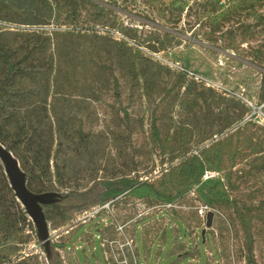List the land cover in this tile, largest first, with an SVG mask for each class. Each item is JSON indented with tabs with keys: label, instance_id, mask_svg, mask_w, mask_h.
Instances as JSON below:
<instances>
[{
	"label": "rangeland",
	"instance_id": "374dc122",
	"mask_svg": "<svg viewBox=\"0 0 264 264\" xmlns=\"http://www.w3.org/2000/svg\"><path fill=\"white\" fill-rule=\"evenodd\" d=\"M36 27L88 149L41 203L48 249L26 212L0 264H264V125L237 96L264 102V0H0V32Z\"/></svg>",
	"mask_w": 264,
	"mask_h": 264
},
{
	"label": "trees",
	"instance_id": "16d2710c",
	"mask_svg": "<svg viewBox=\"0 0 264 264\" xmlns=\"http://www.w3.org/2000/svg\"><path fill=\"white\" fill-rule=\"evenodd\" d=\"M50 40L41 30L0 32V143L16 158L26 187L35 194L54 193L52 177L65 186L61 157L67 150L88 149L89 133L74 110L76 87L61 80ZM260 91L263 101L264 73ZM114 92L119 100L117 88ZM150 129L157 139L154 121ZM133 184L128 178L107 182L101 200H114ZM27 218L0 161V243L21 232ZM245 258L246 264H257L250 249Z\"/></svg>",
	"mask_w": 264,
	"mask_h": 264
},
{
	"label": "water",
	"instance_id": "95a60500",
	"mask_svg": "<svg viewBox=\"0 0 264 264\" xmlns=\"http://www.w3.org/2000/svg\"><path fill=\"white\" fill-rule=\"evenodd\" d=\"M0 161L4 166L11 187L22 207L37 225L39 237L44 241L48 249V232L46 230L45 217L40 203L46 202L54 193L35 194L27 187L20 165L13 154L0 143ZM214 213L209 210L206 213V227H210ZM48 251V250H47Z\"/></svg>",
	"mask_w": 264,
	"mask_h": 264
},
{
	"label": "built area",
	"instance_id": "2783aa9c",
	"mask_svg": "<svg viewBox=\"0 0 264 264\" xmlns=\"http://www.w3.org/2000/svg\"><path fill=\"white\" fill-rule=\"evenodd\" d=\"M28 30L40 31L39 27L36 28H26ZM187 77L193 78V74L191 72H187ZM244 89L241 90V93L237 96L242 100L245 105L247 112L243 117V122H255L260 125H264V102L256 103L248 98L243 97Z\"/></svg>",
	"mask_w": 264,
	"mask_h": 264
}]
</instances>
